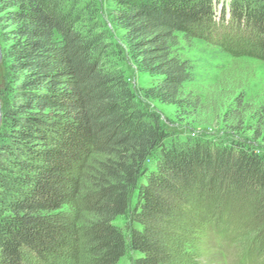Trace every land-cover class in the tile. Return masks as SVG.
Here are the masks:
<instances>
[{
    "label": "trees",
    "instance_id": "trees-1",
    "mask_svg": "<svg viewBox=\"0 0 264 264\" xmlns=\"http://www.w3.org/2000/svg\"><path fill=\"white\" fill-rule=\"evenodd\" d=\"M111 2L112 27L153 79L141 96L196 106L180 45L215 20L216 1ZM98 13L86 0H0V264L60 257L76 238L84 264H119L127 251L132 264H171L174 221L194 194L259 193L264 206V152L234 139L242 112L223 115L236 122L230 139L174 137L136 102ZM222 13L253 27L264 50V0H230Z\"/></svg>",
    "mask_w": 264,
    "mask_h": 264
},
{
    "label": "rangeland",
    "instance_id": "rangeland-1",
    "mask_svg": "<svg viewBox=\"0 0 264 264\" xmlns=\"http://www.w3.org/2000/svg\"><path fill=\"white\" fill-rule=\"evenodd\" d=\"M86 1L97 6V20L108 31V40L122 49L112 60L123 69L127 83L138 96L136 102L147 112L159 114L174 137L180 141L230 139L235 135L230 126L236 122L230 118L224 121L223 115H231L230 109H238L246 123L234 139H246L260 153L264 152V140L253 138L257 131L264 134V50L258 46L261 36L253 27L237 23L222 13L230 0H215V20L195 26L191 40L181 42L180 51L192 64V78L184 90L192 99L198 98V102L196 106L179 110L172 104L141 96V88L150 85L153 79L136 69L121 31L112 27L109 11L113 3L111 0ZM4 69L0 40V87ZM1 104L0 101V108ZM261 202L259 193L247 200L217 190L194 194L174 221L176 226L169 239L171 264H264ZM254 217L261 218L253 221ZM125 220L120 217L116 222L123 226ZM81 254V244L76 238L60 257L38 259L30 255L28 258L30 264H84ZM136 255L127 251L119 264H132Z\"/></svg>",
    "mask_w": 264,
    "mask_h": 264
}]
</instances>
